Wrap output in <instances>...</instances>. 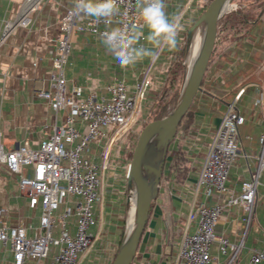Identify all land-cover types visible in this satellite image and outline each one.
<instances>
[{
	"label": "crops",
	"instance_id": "crops-1",
	"mask_svg": "<svg viewBox=\"0 0 264 264\" xmlns=\"http://www.w3.org/2000/svg\"><path fill=\"white\" fill-rule=\"evenodd\" d=\"M24 2L0 0V117L1 140L6 150L25 143L33 148L40 147L50 139L55 126L62 125L65 120V111L55 110L38 91L52 87L53 60L59 53L58 39L63 35L61 22L67 9L73 7V0H43L39 9L31 13L28 27L16 26L3 38L6 21L18 17ZM166 3L168 13L174 14L181 25L179 50L162 53L150 69L142 101L143 104L148 98V115L168 85L169 69L184 48L183 33L193 23L185 6L192 0H166ZM227 31L223 38L219 31L202 90L189 110L193 114L192 124L181 128L170 144L160 190L133 264H183L179 258L183 235L188 228L191 232L196 229L189 221L190 212L201 202L225 201V195H207L200 178L231 103L235 102L246 116V123L241 127L242 153L231 168L228 184L240 192L242 182L250 179L257 169V156L261 152L259 138L264 133V103L257 104L264 92V26L246 33L242 39L244 43L232 37L231 30ZM258 51L263 58L250 70ZM226 54H229L228 59ZM152 63L145 59L134 67L122 69L98 36L75 32L65 74L69 87L84 85L86 93L94 92L103 97L109 95L108 85L121 79L127 80L132 93L136 92ZM243 88L245 92L237 100ZM76 126L81 130L85 128L81 119ZM106 145L104 139L91 143L85 156L101 164ZM129 145L119 158L116 153L111 154V146L112 166L100 170L101 199L96 203L97 222L91 229L95 240L89 251L81 255L79 264H83L84 259H88L87 264H112L125 238L132 196L128 170L134 152ZM160 158L155 159L157 167ZM179 159L181 162L173 166L172 163ZM32 170V167H24L23 172L31 174ZM19 179L20 174L0 164V227L18 223L38 226L40 223L42 206H30L29 198L20 189ZM63 210L61 207L57 215ZM247 216L242 206L227 208L216 226L217 234H224L232 241L245 238L242 253L232 264H253V253L264 250V172L251 223ZM69 220L71 230L75 231L76 217ZM53 254L44 264H55ZM212 254L214 259L210 264H229L230 256L220 253L216 246ZM0 264H14L12 248L4 247L1 242Z\"/></svg>",
	"mask_w": 264,
	"mask_h": 264
},
{
	"label": "built area",
	"instance_id": "built-area-1",
	"mask_svg": "<svg viewBox=\"0 0 264 264\" xmlns=\"http://www.w3.org/2000/svg\"><path fill=\"white\" fill-rule=\"evenodd\" d=\"M43 0H25L18 17L5 23L3 38L16 26L28 27L31 13L39 9ZM135 0H121L122 15L116 19L126 23L137 20ZM67 9L61 22L63 35L58 39L59 53L53 60V83L51 89H42L38 95L49 100L52 107L65 111L62 125H56L50 139L38 148L25 143L6 150L1 136L0 117V164H5L12 173L20 174L19 186L29 198L33 208L42 206L38 226L29 223L2 225L0 242L13 251L14 264H44L53 254L55 264H79L81 255L87 253L94 243L91 229L96 225V203L101 199V168H106L110 148L116 140L128 135L140 119L147 77L154 62L146 69L137 91L132 93L126 79L108 85V96L98 97L94 92L86 93L84 85L69 87L65 67L72 49V34L88 32L99 37L106 30L100 22L94 29L88 27L89 18L70 16ZM241 89L236 99L244 94ZM264 103V92L257 104ZM78 119L85 125L84 130L76 126ZM246 116L236 103H231L218 129L213 148L201 171L200 182L207 195H225V201L201 202L189 215L195 224V231L188 228L182 239L179 258L183 264H210L214 257L212 249L217 247L222 254L229 255L232 264L242 253L241 241H232L224 234L216 233V226L225 209L242 206L251 223L257 201L260 177L264 172V133L259 142L261 152L257 156V169L250 179L241 184L237 192L229 184L230 171L242 153L241 127ZM107 139L102 150V163H96L85 156L91 143ZM32 167L31 174L23 172ZM71 197L74 199L72 200ZM75 197V198H74ZM64 207L63 212H57ZM75 216V231L71 230L70 218ZM264 231V227H263ZM264 250L255 251L253 264H263Z\"/></svg>",
	"mask_w": 264,
	"mask_h": 264
},
{
	"label": "water",
	"instance_id": "water-1",
	"mask_svg": "<svg viewBox=\"0 0 264 264\" xmlns=\"http://www.w3.org/2000/svg\"><path fill=\"white\" fill-rule=\"evenodd\" d=\"M233 0H212L201 16L189 28L188 41L193 28L206 22V35L199 59L197 60L189 81L184 82L180 99L175 108L155 119L150 120L142 129L135 146L128 170L129 185L139 195V203L133 228L127 232L112 264H133L139 246L148 225L153 203L159 193L165 161L171 142L174 140L180 123L190 110L198 93L202 90L209 64L216 49L222 18L230 12ZM160 137L162 157L159 166L150 175L141 167V159L146 154L149 142Z\"/></svg>",
	"mask_w": 264,
	"mask_h": 264
},
{
	"label": "clouds",
	"instance_id": "clouds-1",
	"mask_svg": "<svg viewBox=\"0 0 264 264\" xmlns=\"http://www.w3.org/2000/svg\"><path fill=\"white\" fill-rule=\"evenodd\" d=\"M120 2L73 0L70 16L89 18L90 29L100 22L106 25L99 39L122 69L145 59L155 62L162 53L179 50L181 25L174 14L168 13L166 0H135L137 20L130 23L116 19L122 15Z\"/></svg>",
	"mask_w": 264,
	"mask_h": 264
},
{
	"label": "trees",
	"instance_id": "trees-1",
	"mask_svg": "<svg viewBox=\"0 0 264 264\" xmlns=\"http://www.w3.org/2000/svg\"><path fill=\"white\" fill-rule=\"evenodd\" d=\"M211 1L212 0H209L207 2L206 8ZM260 6H261V9H259V12H257L256 17H251V12L241 11V10L231 12L229 15L226 16L227 23L229 24L231 28L232 37L240 39L241 40L240 43H244L242 39L246 36V33L250 32L252 29L260 28L264 26V9H263L264 2ZM206 8H204L203 11H205ZM194 23L195 22H193V24ZM193 24H191L184 31L183 33L184 38L187 36L188 30ZM185 54H186V47L184 45V48L182 49L180 56L184 57ZM228 57H229V54H226L227 59ZM179 58H176L173 61L169 69L170 76H169L168 85L163 91V93L156 99L150 111L151 118H149V121L157 117H161L165 115L170 110L171 104L177 102V100L180 97L181 86H182L181 85L182 78H181L180 69H182V65H181V60ZM262 58H263L262 52L258 51L255 54V60H254L255 62L253 65H250L249 69L253 70L254 68H256V66L260 63ZM192 122H193V114L191 111H189L183 118L182 122L180 123L178 132L180 131L181 128H184V129L187 128L189 125L192 124ZM158 157H160V153L158 154L157 158ZM179 162H181L180 159L175 160L174 163L172 164L174 166L176 163L179 164ZM166 165L164 167H166ZM156 169H157V164H156V160L154 159L153 165L151 169L148 171V174L150 175L154 174V171Z\"/></svg>",
	"mask_w": 264,
	"mask_h": 264
},
{
	"label": "rangeland",
	"instance_id": "rangeland-1",
	"mask_svg": "<svg viewBox=\"0 0 264 264\" xmlns=\"http://www.w3.org/2000/svg\"><path fill=\"white\" fill-rule=\"evenodd\" d=\"M208 1L209 0H192V3L185 5L186 9L188 8V12H190V15L192 16L191 20L193 22H195L201 16V14L204 12L203 10H204V8H206V4ZM263 2H264V0H233L234 7L221 20L220 31H221L222 36H220V37L223 38L226 35L225 33L228 32L227 30H231L229 24L227 23V17H226L227 15H229L231 12L241 10V11L251 12V17H256L257 12H259V9H261L260 5H262ZM192 21H190V22H192ZM191 24H193V23H191ZM187 35H188V33H187ZM183 41H184L183 43L186 47V54L184 55V57L180 56V58H179L181 60V65H182V69H180L181 70V78H182V80H181V82H182L181 92H182L183 84L185 82V71H186L185 61H186V57L188 56V50H189L188 44L186 43L188 41L187 36L185 37V39ZM179 99H180V97H179ZM179 99L177 100V102L171 104L170 110L167 113L171 112L175 108ZM147 103H148V98H146L145 101L143 102V104L141 105L140 119H139L138 123L131 129L130 133H128V135L122 137L120 140H116L113 143L112 148H111V154L116 153V156H117L116 158H119V156L125 152L126 145H128L129 143H130L129 148L132 151H134L142 129L149 122V118H151V116L148 115L149 109L147 107ZM129 140H131V141L129 142ZM104 142H107V139H104ZM157 156H158V154L155 156L154 159H156ZM110 157H109V160L107 163L108 169H110L112 166V160H111L112 157L111 158ZM152 165H153V162H152ZM130 193H131V195L135 193V190L131 186H130ZM71 199H72V197H71ZM130 204H131V201H130ZM53 249H54V247H52V249H51V254H53L55 252V249H54V251H53ZM87 263H88V259L87 260L84 259L83 264H87Z\"/></svg>",
	"mask_w": 264,
	"mask_h": 264
},
{
	"label": "bare ground",
	"instance_id": "bare-ground-1",
	"mask_svg": "<svg viewBox=\"0 0 264 264\" xmlns=\"http://www.w3.org/2000/svg\"><path fill=\"white\" fill-rule=\"evenodd\" d=\"M233 7H234V4L230 6V9H232ZM205 35H206V22L205 21L196 25L190 33L188 56L186 57V61H185V65H186L185 82L186 83L189 81L192 75L193 69L195 67V64L197 60L199 59L200 54L202 52ZM159 153H160V156L162 157L160 137L155 136L149 142L146 154L141 159L140 165L146 173H148V171L150 170L155 156ZM130 201H131L130 209H129L130 223H129L128 231H130L133 228L134 223H135L136 212H137L138 203H139V195L136 193L132 194Z\"/></svg>",
	"mask_w": 264,
	"mask_h": 264
}]
</instances>
